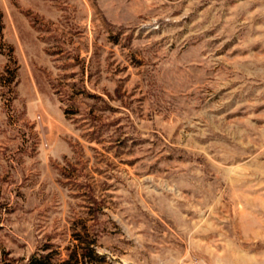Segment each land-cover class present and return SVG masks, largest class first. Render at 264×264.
Returning <instances> with one entry per match:
<instances>
[{
    "label": "rangeland",
    "instance_id": "rangeland-1",
    "mask_svg": "<svg viewBox=\"0 0 264 264\" xmlns=\"http://www.w3.org/2000/svg\"><path fill=\"white\" fill-rule=\"evenodd\" d=\"M264 264V0H0V264Z\"/></svg>",
    "mask_w": 264,
    "mask_h": 264
},
{
    "label": "trees",
    "instance_id": "trees-1",
    "mask_svg": "<svg viewBox=\"0 0 264 264\" xmlns=\"http://www.w3.org/2000/svg\"><path fill=\"white\" fill-rule=\"evenodd\" d=\"M77 239L65 256L60 252H35L27 260L11 261L6 264H101L103 256L93 248V240Z\"/></svg>",
    "mask_w": 264,
    "mask_h": 264
}]
</instances>
